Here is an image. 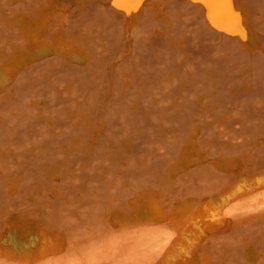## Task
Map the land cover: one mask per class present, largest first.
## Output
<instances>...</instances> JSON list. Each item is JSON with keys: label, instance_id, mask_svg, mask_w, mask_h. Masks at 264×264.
I'll return each mask as SVG.
<instances>
[{"label": "rangeland", "instance_id": "obj_1", "mask_svg": "<svg viewBox=\"0 0 264 264\" xmlns=\"http://www.w3.org/2000/svg\"><path fill=\"white\" fill-rule=\"evenodd\" d=\"M247 1L243 43L189 0H0V264H264V0ZM149 195L217 221L138 223Z\"/></svg>", "mask_w": 264, "mask_h": 264}, {"label": "bare ground", "instance_id": "obj_2", "mask_svg": "<svg viewBox=\"0 0 264 264\" xmlns=\"http://www.w3.org/2000/svg\"><path fill=\"white\" fill-rule=\"evenodd\" d=\"M189 1L191 4L193 3V5H196L198 8H200V10L202 11L201 13H203L204 17L203 20L206 22L205 24H208L209 27L220 33H224L230 36L229 39H231L232 37L235 38L238 42L241 41L244 43L249 35L252 36L251 34L253 31L250 25L251 18L249 19V17H251L249 14L250 5L248 6L247 0ZM112 2L113 5L118 9L127 13L136 9L140 10L139 6L141 5V3H143V0H112ZM154 13L157 12L155 11ZM158 17L162 18L161 13L158 14ZM63 18L64 17L61 13L57 14L56 23L59 27L63 25ZM18 26L23 38L26 41L32 42V44L37 41L36 26H34L30 22H19ZM65 53L69 57H73L68 50H66ZM21 60V55H18L14 58V61ZM4 82L5 81L3 78V74L0 72V85H2ZM161 202L151 195H149L145 200L141 201L136 208V222L148 223L150 226H152L151 224H159L162 225L161 229L165 228L166 226H170L172 229L184 226L190 230L199 232L208 229L217 221V214L213 212H206L199 216L197 214V208L199 207V204L197 202L180 206L170 213L166 212V205H163V202ZM154 225L153 227L158 226ZM9 241L14 248L17 249L20 247V245L15 239H13V237H10ZM177 256H179V258H184L180 253H177Z\"/></svg>", "mask_w": 264, "mask_h": 264}]
</instances>
